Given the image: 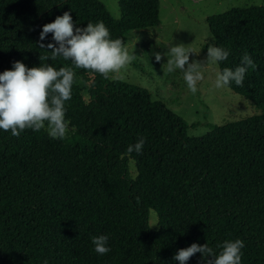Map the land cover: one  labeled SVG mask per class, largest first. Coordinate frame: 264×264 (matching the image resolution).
<instances>
[{
    "label": "trees",
    "instance_id": "16d2710c",
    "mask_svg": "<svg viewBox=\"0 0 264 264\" xmlns=\"http://www.w3.org/2000/svg\"><path fill=\"white\" fill-rule=\"evenodd\" d=\"M114 19L98 0H0V74L73 67L39 43L45 24L70 11L77 27L103 22L111 39L159 24L157 0H119ZM213 44L229 50L217 65L235 69L247 52L243 86L227 88L258 110L189 137L188 125L149 92L76 69L64 139L0 129V264H179L178 250L241 239V264H264V6L205 17ZM145 138L142 154L126 153ZM132 173H131V165ZM157 228L148 224L149 214ZM66 221V222H65ZM108 235L106 255L91 238ZM186 264H203L195 254Z\"/></svg>",
    "mask_w": 264,
    "mask_h": 264
},
{
    "label": "clouds",
    "instance_id": "9594fccd",
    "mask_svg": "<svg viewBox=\"0 0 264 264\" xmlns=\"http://www.w3.org/2000/svg\"><path fill=\"white\" fill-rule=\"evenodd\" d=\"M48 34H52L54 43H39L40 49H47L46 52L50 53L40 56V61L62 57L66 61L70 60L73 67L56 70L49 64H40L39 67L27 68L24 63L16 61L12 64V70L0 74V129L5 132L11 130L13 137L18 138L22 131L31 129L35 132L45 130L51 139H64L70 124L65 118V104L72 98L74 68L90 69L104 78L114 73V79H123L121 69L136 59L133 53L129 54L127 44L122 39L110 38V31L102 21L77 27L70 11L57 16L54 22L45 24L39 41H44ZM188 47L180 43L170 47L166 54L156 52L152 55L157 63L165 55L170 57L166 63L167 71L171 73L180 69L188 88L195 94L198 91L197 83L204 79L203 73L210 66L226 61L230 52L224 47L209 44L206 60H193L190 63V55L195 53L189 51ZM249 68L255 70L256 64L245 52L240 66L234 70L223 68L216 72L215 88L228 87L231 82L242 87ZM144 144L145 138L141 137L137 143L127 147L126 153L142 154ZM108 240V235L92 237L94 251L100 255L109 253ZM244 247L245 242L241 239L225 240L217 245L220 249L217 254L207 243L203 246L193 243L178 250L173 259L179 264H186L199 253L203 264H241ZM43 264H48V261L45 260Z\"/></svg>",
    "mask_w": 264,
    "mask_h": 264
},
{
    "label": "rangeland",
    "instance_id": "374dc122",
    "mask_svg": "<svg viewBox=\"0 0 264 264\" xmlns=\"http://www.w3.org/2000/svg\"><path fill=\"white\" fill-rule=\"evenodd\" d=\"M114 19L120 17L119 0H98ZM159 24L146 29L130 30L124 34L129 54L136 56L130 64L121 69L123 79L131 85L146 89L151 100L161 102L170 111L180 116L188 125L189 137H200L211 126L232 122L258 114L245 98L227 87L215 88L217 65L210 66L203 73L204 79L197 83L198 91L193 94L188 88L183 73L175 69L169 73L165 55L160 63L152 55L166 54L170 47L183 43L191 51L189 62L204 61L207 46L213 44L205 17L219 14L231 8H246L251 5L264 6V0H157ZM165 64V65H164ZM131 165V164H130ZM131 173L132 165L130 167ZM148 224L157 228V218L149 214Z\"/></svg>",
    "mask_w": 264,
    "mask_h": 264
}]
</instances>
